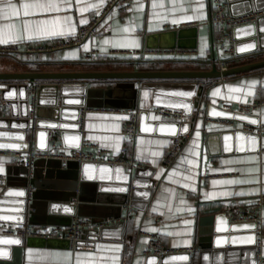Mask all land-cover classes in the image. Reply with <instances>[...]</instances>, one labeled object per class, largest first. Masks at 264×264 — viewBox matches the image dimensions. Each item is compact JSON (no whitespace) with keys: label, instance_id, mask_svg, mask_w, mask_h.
I'll use <instances>...</instances> for the list:
<instances>
[{"label":"crops","instance_id":"0c3cea01","mask_svg":"<svg viewBox=\"0 0 264 264\" xmlns=\"http://www.w3.org/2000/svg\"><path fill=\"white\" fill-rule=\"evenodd\" d=\"M107 1L0 0V47L16 45L23 51L14 56L0 55V72L203 70L211 66L208 60L212 50L221 59H228L213 45L209 24L210 0H134L135 3L127 11H111L100 24L98 33L81 46L24 52L28 48H49L71 38L77 28L89 23ZM226 1L231 5L228 11L233 16L255 15L252 21L236 26L232 31L235 40L233 51L238 57L236 64L264 59V10H253L246 14L248 9H253L252 0ZM9 2L16 6L18 15L12 14ZM24 4L35 6L25 10ZM25 11L28 15H24ZM257 17L258 25H252ZM181 29L185 33L179 40L172 35V31ZM251 33L255 35L254 41L250 39ZM177 41L182 45L181 48L192 49L195 54L189 58L173 59L109 55L112 51L160 48ZM90 49L99 53L98 58L93 62L82 61V54ZM108 83L100 81L92 86L106 88L111 84ZM187 89L192 90L191 87ZM2 90H7V99L3 100L6 109L0 112V126L4 125L3 118L11 114L20 116L24 109L11 100L14 94H18L17 90L8 89L7 83L0 82V97ZM220 101L231 103L232 108L226 109ZM253 101L262 104L250 113L238 111V103ZM208 105L220 111L245 114L257 123L264 124V68L203 83L200 105L194 109V119L188 117L185 122L184 129L190 137L168 169L163 166V159L175 127L173 121L150 112L148 109L153 106L145 109L148 113L142 115L139 121L138 108L84 107L79 121L80 144L77 133L72 130H65L64 136L50 131L48 138L33 130L27 136V140L30 138L27 151L67 153L71 149L81 148L82 141L86 140L106 150L110 158L133 160L136 166L124 163L122 169L109 172L87 167L83 180L78 178V169L74 163L66 164L65 161L51 158L55 162L53 166H47L44 162L33 166L43 184L41 195L36 200L38 209L42 210L44 198L47 193L50 194L57 205L55 211L48 214L53 222L36 218L17 223L15 221L20 216L12 203L0 209V234L3 227L22 224L65 229L75 216L94 221L113 219L123 225L106 227L108 229L100 238L98 230L87 229L82 242L76 247L42 241L23 244L19 264H157L152 257L143 254L147 244L142 234L145 232L155 233L165 247L178 253L186 248L192 249L190 264H198L200 236L208 234L215 218L219 224L226 217L234 221L233 206L252 208L258 197H262L263 202L259 212L262 226L256 231V236L262 241V248L257 256L259 264H264V137L236 136L232 133L234 128L250 123L235 118L209 117ZM109 109L118 112H108ZM130 112H137V128H140V132L123 153L125 140L120 129ZM219 120L232 121L233 126L219 123ZM18 138L16 129H0V179L15 187L23 183L28 172L25 165L12 156L15 149L22 147ZM76 145L79 147L75 148ZM136 168H142L145 174L138 176L135 202H143L148 181H153L154 188L147 202L144 201L145 207L139 209L133 206L135 211L128 215L124 205L131 201L130 181L127 193L123 188L128 174L129 180L135 178ZM222 173L228 175L205 178L207 175ZM65 199H70V203L75 205L76 214L71 218L61 211V201ZM44 213L47 214V211ZM125 241L131 248L129 256L123 254ZM8 254L4 262L14 264L10 247ZM246 256V263L253 264V253H247ZM173 260L170 259L168 264H183V259H177L178 262Z\"/></svg>","mask_w":264,"mask_h":264},{"label":"water","instance_id":"95a60500","mask_svg":"<svg viewBox=\"0 0 264 264\" xmlns=\"http://www.w3.org/2000/svg\"><path fill=\"white\" fill-rule=\"evenodd\" d=\"M253 9H248L245 13L261 12L264 10V0H252ZM228 8L231 5L228 3ZM231 15L232 13L229 12ZM261 19V17H260ZM252 25H258L259 17ZM234 27L232 31L235 29ZM185 33L184 29L179 31H172V35L179 39ZM250 39L254 41V33L249 34ZM178 42V41H177ZM235 43V42H234ZM193 47V45H190ZM148 47H153L148 45ZM181 48L180 42L165 45L160 48ZM159 48V47H153ZM253 51V50H252ZM254 52V51H253ZM214 53V50H212ZM237 54V53H236ZM254 54V53H253ZM264 68V59L240 63L233 66H228L225 69H219L215 64H211L209 69L203 70H126V71H56V72H0V82L8 84V89L17 90L18 94H14L11 100L21 107H24L23 113L20 116L11 114L9 117L3 118V130H15L18 132V140L22 143V147L15 149L16 152L27 151L30 147V142L27 136L34 130L35 133H43L46 138L50 131L54 133L59 132L61 136L65 135V130H72L77 133L79 137L78 144L81 142V132L79 130L80 112L84 107H105V108H124L135 109L138 108V121L142 115L148 112L145 110L150 106L166 107L179 109L186 117L194 119V109L200 105V97L203 89V83L213 81L221 78H227L234 75L247 73L254 70ZM100 81L110 82V86L106 88L92 86L93 83ZM35 87L36 90V105L33 115H29L28 89ZM191 87L192 90L187 88ZM7 90L1 91V99L5 100ZM147 93V95H145ZM179 93H191V95H179ZM16 101V102H15ZM207 115L214 118H235L241 119L245 122L257 126L259 123L245 114H238L233 112L220 111L213 108L211 105L207 106ZM68 114H70V119ZM137 121V123H138ZM253 121L255 123H253ZM175 127L171 137L178 134L186 133L184 129L186 123L173 122ZM16 126V127H14ZM140 132V128H137ZM236 136L248 135L257 138L258 135L253 133H245L241 130H234L232 132ZM76 145L75 148H78ZM40 162L46 163L47 166H53L51 158L36 159L33 166H39ZM67 163H74L78 169V178L84 179L87 167L96 168L98 171H115L122 169L123 164H109V163H77L74 161H67ZM145 170L136 168L135 178L129 180L128 174L125 181L123 191L127 193L128 182L130 181L131 195L130 204L136 208L143 209L150 197L154 183L148 181L146 184L147 191L143 202H135L134 192L138 187L139 177L144 175ZM125 173V172H124ZM23 180L22 184L18 186H11L6 184L5 180L0 179V209L7 207V205L14 203L15 211L18 212L19 219L15 222L24 223L25 220L32 219L45 220L46 222H53L50 212L55 211L56 202L51 198L50 194H46L42 205V210L38 209L39 205L36 203L37 197L41 195L40 176L38 172L32 169L31 177ZM139 176V177H138ZM28 186L32 188L31 198L26 200L28 193ZM16 193H23V195H16ZM71 197H74L73 195ZM62 212L69 218L74 216L75 205L70 203V199L61 201ZM46 204V205H45ZM126 204V203H125ZM46 206V209L44 207ZM57 206V205H56ZM47 211V214L44 212ZM59 211V210H58ZM39 214H43L40 215ZM45 214V215H44ZM49 216V217H48ZM47 218V219H46ZM212 228L203 235L199 240L200 252L198 256V264H247V253L252 252L254 255L253 264H259L257 251L254 247L256 240L257 224L254 221H231L229 218H223V222L217 223L215 218ZM52 220V221H51ZM44 222V221H43ZM122 222H117L116 227H121ZM108 229L106 227L97 231L99 238L102 237L103 232ZM247 233L245 235L244 233ZM32 241H42L43 243H66L64 239H42V238H26L22 239L17 236H9L0 234V264H6L9 257V247L13 254L14 264H19L20 252L23 244H28ZM82 242L78 241L74 244L76 247ZM6 253V254H5ZM191 253H168L161 256L149 255L157 264H168L170 259L178 262L177 259H183V264L191 263ZM251 260V261H252ZM252 264V263H251Z\"/></svg>","mask_w":264,"mask_h":264},{"label":"built area","instance_id":"2783aa9c","mask_svg":"<svg viewBox=\"0 0 264 264\" xmlns=\"http://www.w3.org/2000/svg\"><path fill=\"white\" fill-rule=\"evenodd\" d=\"M147 2V0H141ZM134 0H109L101 9V11L95 15L89 23L85 25H80L75 34L69 38L57 42L52 47H37L28 48L24 52H42L46 50H55L62 48H69L74 46H81L85 41L92 38L98 33L100 24L104 21L106 16L113 10L116 11H127L133 4ZM211 3V16L209 19V24L211 26V35L213 38V45L217 50L223 52V54L228 56L227 60L221 59L219 54L212 53V56L208 60L209 63L215 64L219 69H225L229 64L238 62V57L233 51L234 37L232 29L236 26L248 23L252 21L255 15H242L233 16L228 11V2L226 0H210ZM23 51L16 45H8L0 47V55H18ZM195 54L192 49L185 48H145L138 51H112L109 55H134V56H152L158 59H173V58H183L191 57ZM99 56V53L95 49H90L86 53H83L81 60L84 62H93ZM36 90L35 87H30L28 89L29 97V115H33L35 105H36ZM220 104L226 109H231L232 104L226 101H220ZM261 102L253 101L250 103H238L237 109L242 113H250L253 110L258 109L261 106ZM6 109L4 101L0 97V112ZM154 115L169 121L176 122L178 124L185 123L188 121L183 112L179 109L166 108V107H150L148 109ZM108 112H118V110L109 109ZM125 111H122L124 113ZM219 123H224L233 126L232 121L219 120ZM241 130L245 133H253L258 136L264 137V124H258L257 126H252L250 124H243L239 128H234V130ZM121 135L124 137L125 144L122 147V152L125 153L128 150L129 145L133 144L135 138L138 135L137 131V112H130L129 117L125 119L121 124L120 129ZM190 137L189 132L178 134L177 136L170 138L169 147L167 153L163 159V166L168 169L175 162L176 158L181 152L182 147ZM30 142V138H28ZM12 156L22 162L28 171V177H31L33 163L36 159L40 158H54L61 161H74L79 164L84 162L91 163H109V164H129L132 167L136 166L133 160H125L122 158H110L107 151L101 149L98 145L90 143L89 141H82L81 148L71 149L67 153H56L48 154L41 153L36 150H29L27 152H14ZM228 174L222 173L220 175H207L205 178H215L217 176H227ZM28 193L26 200L29 201L31 198L32 188L28 186ZM263 202L262 197H258L252 208H244L241 206H233L232 208V218L234 221H254L257 224V232L262 226V219L259 215L260 208ZM125 209L128 215L133 213L135 210L131 204H125ZM127 215V216H128ZM117 223V220L105 219L101 221H94L89 218H82L75 216L71 224L63 229L55 226H40L36 227L30 224L13 225L3 227L1 234L9 236H17L22 239L34 237L42 239H64L69 242L70 245L74 246L75 243L81 241L84 235V231L87 229L99 230L104 227H108ZM146 239V248L143 254L146 256L155 255L161 256L168 253L178 252L173 249L165 247L160 240V238L155 233H142ZM254 247L258 253L262 248V241L260 237L256 236ZM182 252H192V249L186 248ZM123 254L125 256L131 255V248L127 241L123 242Z\"/></svg>","mask_w":264,"mask_h":264},{"label":"snow or ice","instance_id":"6c2138e0","mask_svg":"<svg viewBox=\"0 0 264 264\" xmlns=\"http://www.w3.org/2000/svg\"><path fill=\"white\" fill-rule=\"evenodd\" d=\"M34 6L35 5L24 4L23 8L25 10H27L29 7H34ZM8 7L11 9L13 15L19 14L15 5H13L9 2ZM24 15H28L27 11H25ZM25 27H27V22H25ZM253 83H255V82H253ZM145 95H147V93ZM179 95H191V93H179ZM253 123H255V122L253 121ZM228 183H233V181H228ZM16 195H23V193H16ZM151 231H156V229H151Z\"/></svg>","mask_w":264,"mask_h":264},{"label":"trees","instance_id":"16d2710c","mask_svg":"<svg viewBox=\"0 0 264 264\" xmlns=\"http://www.w3.org/2000/svg\"><path fill=\"white\" fill-rule=\"evenodd\" d=\"M233 65H236V64H229V66H233ZM110 83V82H109ZM109 83L107 85H109Z\"/></svg>","mask_w":264,"mask_h":264},{"label":"rangeland","instance_id":"374dc122","mask_svg":"<svg viewBox=\"0 0 264 264\" xmlns=\"http://www.w3.org/2000/svg\"><path fill=\"white\" fill-rule=\"evenodd\" d=\"M250 62V61H249ZM210 67V66H209Z\"/></svg>","mask_w":264,"mask_h":264}]
</instances>
